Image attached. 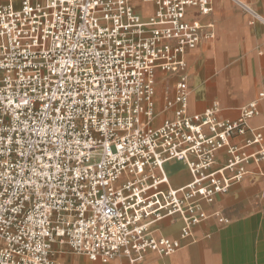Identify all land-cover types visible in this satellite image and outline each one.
<instances>
[{
  "label": "built area",
  "instance_id": "2783aa9c",
  "mask_svg": "<svg viewBox=\"0 0 264 264\" xmlns=\"http://www.w3.org/2000/svg\"><path fill=\"white\" fill-rule=\"evenodd\" d=\"M141 2L154 4L146 17L133 0H0V264H54L66 252L102 264L168 256L209 216L204 203L264 161L263 136L248 126L257 100L236 120L187 110L184 56L215 32L186 10L207 17L212 0ZM157 70L177 81L162 108L172 117L155 125ZM221 149L226 163L213 169ZM170 161L191 180L172 186ZM169 218L181 220L179 236L155 237L152 226Z\"/></svg>",
  "mask_w": 264,
  "mask_h": 264
},
{
  "label": "crops",
  "instance_id": "0c3cea01",
  "mask_svg": "<svg viewBox=\"0 0 264 264\" xmlns=\"http://www.w3.org/2000/svg\"><path fill=\"white\" fill-rule=\"evenodd\" d=\"M264 18V0H244ZM136 10L146 17L154 10L152 2L133 0ZM212 14L203 17L195 8H187L186 19L212 22L215 37H201L199 43L185 54L190 90L188 113L196 114L214 108L217 119L236 120L240 109L257 100L258 112L248 120L252 130L264 139V24L250 23V16L233 0H212ZM142 8H146L143 11ZM177 76L157 70L155 77V119L158 125L171 110L162 111L164 99L174 96ZM251 137L250 132L233 136L231 143L241 146ZM256 146L244 147L251 153ZM213 169L226 163L225 149L215 153ZM246 175L233 183L227 192L217 194L213 201L204 203L208 217L195 225L193 234L182 241V246L168 256L147 252L142 264H264V161L245 164ZM170 184L185 185L191 180L186 166L170 161L166 165ZM218 213L228 219L219 222ZM179 218L164 219L152 226L155 237L179 236ZM121 264H127L122 259ZM54 264H102L83 254L66 252L56 256Z\"/></svg>",
  "mask_w": 264,
  "mask_h": 264
},
{
  "label": "rangeland",
  "instance_id": "374dc122",
  "mask_svg": "<svg viewBox=\"0 0 264 264\" xmlns=\"http://www.w3.org/2000/svg\"><path fill=\"white\" fill-rule=\"evenodd\" d=\"M143 11H146V8H142Z\"/></svg>",
  "mask_w": 264,
  "mask_h": 264
},
{
  "label": "bare ground",
  "instance_id": "6f19581e",
  "mask_svg": "<svg viewBox=\"0 0 264 264\" xmlns=\"http://www.w3.org/2000/svg\"><path fill=\"white\" fill-rule=\"evenodd\" d=\"M153 101H154V99H153ZM155 103V102H154ZM156 104V103H155ZM156 117V116H155Z\"/></svg>",
  "mask_w": 264,
  "mask_h": 264
}]
</instances>
